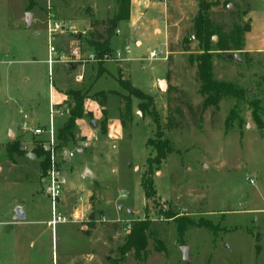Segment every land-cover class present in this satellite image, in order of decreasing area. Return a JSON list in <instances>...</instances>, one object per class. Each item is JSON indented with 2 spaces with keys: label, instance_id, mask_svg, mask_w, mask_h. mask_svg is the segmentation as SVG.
Listing matches in <instances>:
<instances>
[{
  "label": "rangeland",
  "instance_id": "obj_1",
  "mask_svg": "<svg viewBox=\"0 0 264 264\" xmlns=\"http://www.w3.org/2000/svg\"><path fill=\"white\" fill-rule=\"evenodd\" d=\"M39 1L41 5L47 2ZM52 2L57 6V19L67 18L69 26L74 27L59 35L56 43L60 56L76 49L78 53L68 58L65 85L78 84L76 77L80 71L73 70L71 64L86 66L84 82L77 91L88 97L101 91L109 95L108 116L88 100V112L83 115L86 124L78 123L73 139L65 143L74 150L84 140L90 147L82 152L77 150L75 157L65 163L67 184L61 212H89L93 219L87 225H60L54 235L47 225L40 224L34 228L44 231L41 241H36L32 251L25 247L22 254L21 227L6 224L15 216V203H22V176L26 173L31 177L36 169L13 166L7 148L20 144L23 150L19 156L24 157L28 153H44L31 134L23 127L19 129L22 116L9 103L7 76L9 71L19 68V59L31 58L27 48L42 52L43 56L48 43L44 9L40 13L43 28L36 36L35 27L28 26L23 16L25 7L29 11L28 1L0 0V264H25L31 258L34 264H61L66 252L76 264H108L109 257H119L118 248L128 236L123 226L139 220L153 222L152 231L166 244L167 254L155 252L154 240L150 239V255L145 262H137L131 252L123 264H264V130L257 128L251 109V103L259 101L264 111V0H131L130 19L119 23L110 53L113 57L120 52L123 60L131 58L129 63L101 62L95 49L87 44L89 21L92 17H113L118 9L116 0ZM33 7L34 4L30 9ZM200 14H208L215 24L227 30L235 24L243 30L252 24L251 30L244 33V46L255 51L254 57L245 48L242 52L217 51L220 40L218 36L211 38L214 78L245 92L240 101L232 97L223 99L219 110H203L205 99L199 93L197 61L202 53L195 24ZM138 41L142 45H137ZM155 49L159 58L148 60ZM35 68H41L35 72L37 76H44L43 64ZM61 68L62 65H56L62 80ZM119 69L124 80L153 98L150 110L155 109L163 140L173 149L161 166L152 167L150 174L148 159L155 158L156 151L148 142L156 140L157 126L153 117L140 108L147 103L136 98H132V122L122 123L124 106L118 94L128 93L119 84ZM161 82H166V90L159 88ZM10 110L18 125L10 127L19 129L11 137ZM232 111L235 118L228 121ZM48 112H38L37 126H49ZM263 113L260 117L264 122ZM67 122L68 117L57 119V129L60 131ZM19 156H15L16 161ZM86 167L95 171L94 178L82 175ZM45 172L39 177L44 194L37 204L41 220L49 219L51 214V202L42 182ZM143 179L153 184L152 199L145 197ZM170 212L197 224L188 229L182 241L174 220L167 219ZM103 217L105 222L101 221ZM207 223L211 230L200 227ZM91 224L99 229L88 238L81 230L92 232ZM184 246L189 248L188 261L184 259ZM88 251L92 253L87 258Z\"/></svg>",
  "mask_w": 264,
  "mask_h": 264
},
{
  "label": "trees",
  "instance_id": "obj_2",
  "mask_svg": "<svg viewBox=\"0 0 264 264\" xmlns=\"http://www.w3.org/2000/svg\"><path fill=\"white\" fill-rule=\"evenodd\" d=\"M29 7L28 10L34 4V0H28ZM117 11L112 18L106 20H96L93 19L90 22V32L88 33L87 44L95 49L99 61H105L107 56L111 53V41L116 34L119 23L121 21L129 20L131 14V0H116ZM196 37L200 43V54L198 56L197 65V77L200 83V95L205 99L203 102V110H208L209 108L220 109V103L223 99L232 97L238 101L243 100L245 97V92L232 83H227L225 81H217L214 78L213 73V50L211 48V38L213 36H218L220 42L217 45V51L220 52H242L244 51V33L251 30V26L247 25L244 30L240 25L235 24L232 29H225L223 25L215 24L210 16L200 14L199 19L195 24ZM120 86L128 93V95L118 94L124 110L122 111V123L130 121L132 122V98L143 101L140 108L143 113H149L153 117L154 122L157 126L156 140H150L148 142L149 146H152L156 151V156L153 159H148L149 173L154 166H161L163 161H165L170 154H172L173 149L169 145L168 141H164V135L160 126L159 118L156 115V111L150 110L154 106L153 98L142 92L141 90L132 86L129 81H126L122 77V71L119 69ZM72 97V104L70 105V116L68 122L59 131V141L60 146H66L65 143L69 139H73L74 130L76 127V121L81 119L84 115V104L87 98L96 101L99 106L105 108L107 106V94L104 91L97 92L94 95L82 96L78 91H70L68 94ZM252 116L257 128L263 132L264 122L260 117V112H264L260 102L251 103ZM103 115L107 116V112L103 110ZM264 114V113H263ZM235 118V112L232 111L228 121ZM242 125V122H240ZM169 127L172 128L170 125ZM7 157L9 160L13 161L14 155H20L21 149L20 144L13 143L7 148ZM43 156L42 169L46 170L48 167V159L45 153L38 154V157ZM142 186L145 190V197L147 199H152L155 196V190L153 189L152 182L148 179H143ZM167 219H173L177 225L178 237L182 241L185 237L187 231L191 227H197V224L190 220L189 218L183 216L178 217V214L170 212L166 214ZM93 219V216L91 220ZM153 222L151 220H139L131 223V233L127 236L125 243L118 248L119 257L108 258V264H123L126 261L127 255L131 252L134 254V258L137 262H145L149 255V241L154 240V251L157 253L167 254L166 244L158 238V235L152 231ZM200 227H205L209 230L212 229L211 224H200ZM91 228L94 229V224H91ZM89 235V231L84 232ZM259 240V236H257ZM260 247H257L259 251Z\"/></svg>",
  "mask_w": 264,
  "mask_h": 264
},
{
  "label": "crops",
  "instance_id": "obj_3",
  "mask_svg": "<svg viewBox=\"0 0 264 264\" xmlns=\"http://www.w3.org/2000/svg\"><path fill=\"white\" fill-rule=\"evenodd\" d=\"M52 3H53L54 7H57L56 5H54V2H52ZM45 5H41L39 0H34L33 9H31L29 11H27L26 7L24 9V15H23L24 17L29 12L33 14L31 26L35 27L34 31H35L36 36L37 35L40 36L41 29L43 28L41 26L42 22L40 20V18H41L40 13H42L41 8L45 10ZM59 7H61V6H59ZM44 13H45V11L42 14H44ZM55 14H56V12H55ZM56 17H57V14H56ZM64 17H65V14H64ZM249 17H250V13H249ZM108 18H112V17H108ZM108 18H104V20H106ZM92 19H94V18L92 17ZM66 20H67V18L62 19L60 21L66 23L67 26L70 27L71 29H74L73 26H69L70 25L69 23H71V22H68ZM96 20H103V19H96ZM250 20H251V18H250ZM90 22H91V20L89 21V26H88L87 31L90 30ZM251 23H252V20H251ZM26 24H27V22H26ZM251 27H252V24H251ZM20 28H22V25L20 26ZM45 31H46V28H45ZM117 31L119 32L118 29H117ZM46 36H47V34H46ZM58 40H59V38L56 39V43H58ZM112 41H113V39H112ZM112 41H111V43H112ZM140 43L141 42L138 41L136 44L138 45ZM141 45H142V43H141ZM26 50L30 54L31 58L30 59L29 58L19 59V68L14 69L13 71H9V74L7 76V92H8V96H9V100H10L9 103L10 102L13 103L14 104L13 109L14 110L18 109L19 115L22 116L21 121H23V122L20 123L19 129L21 127H23L22 125H24V124H33V125L37 126L35 124V120L38 116V112L40 113L42 111L48 110L49 111L48 113H50V106H51V97H50L51 94H50L49 86L47 85L48 74H49V65L47 63L48 56H49L48 55V46H47V54H46V52H44L43 56H42V52L37 53V52H34L30 48H27ZM128 50H130V48H127V51ZM70 52H71L70 54L62 53L61 56L59 54H57L56 58L60 59L61 61L57 62L53 66V74H54V80H55V90L53 91V99H54V102L57 103L58 109H61L62 111H64L67 114L66 117H58L57 119H59V118L65 119L67 117L69 119L70 105L72 104V101L69 100L68 94L70 91H77V89H79V87H81V85H80L81 83L78 82L77 80L76 81L78 82V84L74 83L72 85L71 84L65 85V83H64V80H66V75H65L66 69H67V66L69 63L68 58H69V56L73 55L72 53H74V52H76V55H78L77 49L70 51ZM245 52L249 53L252 57H254L255 51L253 49H250L248 46L245 47ZM57 53H59L58 50H57ZM36 56L39 59H36L35 58ZM226 56L228 57V54H226ZM130 59L131 58L127 57V58H124V60H122V61L125 62V60H126L129 63ZM108 62H111V61H108ZM138 62H140V61L138 60ZM37 64L38 65L43 64L45 66L44 71H43V72H45L44 76L43 75L37 76V74L35 73L36 71L41 69V68L40 69L35 68V65H37ZM58 64L62 65V68L60 69V71H61V75H62V80L64 78L63 81L60 79L59 71L56 69V65H58ZM71 67L75 71L78 69H79V71L81 70L79 65L71 64ZM85 68H86V66H85ZM109 75H110V73H109ZM98 79H100V78H97L96 80L98 81ZM126 81H129V80H126ZM92 88L93 87H91V90H92ZM95 93H97V92H95ZM108 97H109V95L107 94V106L105 108H102L101 106H99V104L96 101H94L93 99H87L85 101V104H84V109H85L84 114L86 115L88 112V110H87V108L89 107L88 100H92L93 104L98 106L99 109L101 108L102 112H103V110H105L108 113L109 112L107 109L108 108V102H109ZM9 103H7V104H9ZM11 111L12 110L9 111V117H8V119H9L8 120V128H9L8 133H9L10 137L12 136V134L16 135L17 130H19V129L14 130L10 127V126H16V127L18 126L17 122L13 119V117L11 115ZM57 119H56V121H57ZM29 120H32V122L29 123ZM84 121H85L84 117L81 119H78L76 121V126L78 123H80V125H85L86 123H84ZM20 149L23 150L21 145H20ZM6 153H7V151H6ZM15 156H19V155H14L13 161L10 160L11 163H13L12 164L13 166L23 165L26 167L30 166L32 168H33V166L36 167L35 170L32 169L35 173L31 177H29L26 173L24 174V177L22 176V181L24 182L22 185L23 197L20 200V201H22V203H20V202L15 203L16 204L15 205V208H16L15 216L13 217V219L10 222L6 223L8 226H18L19 225V227H21V228H19V253L22 254V251L25 247H26L27 251H32L33 248H35V246H36V243H37L36 241H41L40 239H41V236H42L44 231H37L36 229H38V228H34V227L40 226V224H43V225H47V227L51 229V227L48 225V222L51 219V214H50L49 219L41 220V219H39V210L37 208V204L40 201L39 198L42 195H44L42 192V188H40V183H39V177H40L42 171L44 170V169H42V165H43L42 162H43L44 158H42L43 159L42 160V159H40V157H42V156L38 157L37 155L28 153V154H26L25 157L19 156L18 157L19 160H17L18 163H16L17 161L15 160ZM87 168L92 171L93 178H94L95 177V171H93L89 167H86L85 170ZM82 175H83V173H82ZM66 184H67V179H66ZM19 210H22V212H23L22 218H20L21 215H19V213H18ZM60 211H61V204H60ZM73 211H74V209H73ZM129 211L130 210H128V213H129ZM65 215H67V214H65ZM90 217L92 218L91 213H90ZM116 221H118V220H116ZM61 225H64V224H61ZM75 225H78V224H75ZM58 227L56 229H58ZM98 229H99V227L96 229H93L89 235L85 234V237L92 238L94 233ZM51 231H52V235H54L55 231H53L52 229H51ZM81 231L85 232V230H81ZM38 236H40V237H38ZM91 253H92V251H88V253L86 254L87 258L89 256H91L90 255ZM92 256H94V258H95L94 253ZM63 257H64V261L61 264H76L77 263L76 261H73V260L70 261V254L67 252L65 253V255H63ZM33 259L34 258H31L30 261L28 260V262H26L25 264H34L35 262L33 261ZM19 264H23V263H19ZM53 264H55L54 261H53Z\"/></svg>",
  "mask_w": 264,
  "mask_h": 264
},
{
  "label": "built area",
  "instance_id": "obj_4",
  "mask_svg": "<svg viewBox=\"0 0 264 264\" xmlns=\"http://www.w3.org/2000/svg\"><path fill=\"white\" fill-rule=\"evenodd\" d=\"M45 26L47 34V43H48V60L49 65V90L51 94V106L49 113V126L41 127L35 126L33 124H24L23 129L31 134L36 144L41 147V150L45 153L48 159V167L44 176L42 177V182L44 183V191L51 202V219L48 222V225L53 231L61 224H80L87 225L91 223V217H88L90 213L88 212H79L78 210L72 213L71 215H65L60 211L61 198L64 193V188L66 185V177L64 166L65 163L72 160L75 157V152L78 150L80 152L88 149L90 143L88 141H81L79 147L72 150L67 146H60L59 141V129L56 127V119L58 117H66L67 114L58 109L57 103L53 99V91L55 90V80L53 74V66L57 62L61 61L57 59V50H56V39L59 35H63L70 31V27L66 23L61 22L57 19L55 14V8L53 6L52 0H47L45 6ZM73 30V29H71ZM76 55V52L73 53ZM160 54L157 49L150 52L148 60H157ZM93 59V57H92ZM93 59L94 62L98 60ZM106 60L119 62L123 60V56L120 52L116 56H107ZM84 71L85 67L82 66L80 73L76 77V80L80 83L84 81ZM254 180L251 179L253 183ZM101 221L105 222V219L102 218ZM131 223L127 222L123 226V231L129 235L131 233Z\"/></svg>",
  "mask_w": 264,
  "mask_h": 264
},
{
  "label": "water",
  "instance_id": "obj_5",
  "mask_svg": "<svg viewBox=\"0 0 264 264\" xmlns=\"http://www.w3.org/2000/svg\"><path fill=\"white\" fill-rule=\"evenodd\" d=\"M32 18H33V14L30 13V12L27 13V15H26V22H27V25H28V26H31V24H32ZM228 57H229V58H232V56H231L230 54H228ZM234 58H235L236 60H239L238 56H234ZM159 88H160L162 91H163V90H166V89L168 88L166 82H161V83L159 84ZM83 176H84V177H93V173H92L91 170H89V169L87 168V169L83 172ZM120 209H122V207H121ZM18 213H19V215H21L20 218H22V216H23V212H22V210H19ZM129 213L131 214L132 211H129ZM88 217H90V214L88 215ZM182 250H183V254H184V259H185L186 261H188L189 248H188L187 246H184V247L182 248Z\"/></svg>",
  "mask_w": 264,
  "mask_h": 264
}]
</instances>
